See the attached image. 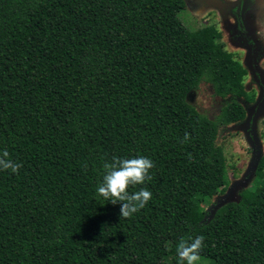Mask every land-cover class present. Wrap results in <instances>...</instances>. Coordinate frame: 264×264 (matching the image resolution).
Masks as SVG:
<instances>
[{"label": "trees", "instance_id": "16d2710c", "mask_svg": "<svg viewBox=\"0 0 264 264\" xmlns=\"http://www.w3.org/2000/svg\"><path fill=\"white\" fill-rule=\"evenodd\" d=\"M184 7L0 0V154L19 165L0 169V264H177L198 235L204 264H264V145L254 184L204 206L228 182L219 126L254 101L247 71ZM202 82L223 100L214 118L187 100ZM113 156L154 163L130 218L97 193Z\"/></svg>", "mask_w": 264, "mask_h": 264}, {"label": "rangeland", "instance_id": "374dc122", "mask_svg": "<svg viewBox=\"0 0 264 264\" xmlns=\"http://www.w3.org/2000/svg\"><path fill=\"white\" fill-rule=\"evenodd\" d=\"M237 1L185 0V7L178 12L188 28L215 26L224 48L246 68L243 83L254 94V101L244 105L246 116L242 121L219 126L216 143L223 148L228 182L223 192L204 204L210 214L223 203L237 201L239 191L254 184L256 164L264 145V0H243L238 17ZM187 100L209 118L218 114L223 103L213 95L207 82L191 91ZM205 262L200 258L197 264Z\"/></svg>", "mask_w": 264, "mask_h": 264}, {"label": "clouds", "instance_id": "9594fccd", "mask_svg": "<svg viewBox=\"0 0 264 264\" xmlns=\"http://www.w3.org/2000/svg\"><path fill=\"white\" fill-rule=\"evenodd\" d=\"M187 134L185 139H187ZM9 153L4 151L0 154V169H11L13 173L18 171L19 165L7 159ZM154 167L152 160L145 156L134 158H120L113 156L111 162H105L101 183L97 187V193L105 201L112 204L120 203V217L130 218L134 213L143 208L152 198V193L146 188L138 191L129 192V187L142 185L147 180H151L149 170ZM205 237L181 238L176 245L177 264H197L200 260V250L203 248Z\"/></svg>", "mask_w": 264, "mask_h": 264}, {"label": "flooded vegetation", "instance_id": "af4514ba", "mask_svg": "<svg viewBox=\"0 0 264 264\" xmlns=\"http://www.w3.org/2000/svg\"><path fill=\"white\" fill-rule=\"evenodd\" d=\"M242 2H243V0H238L236 3L235 14L237 17L239 16V9H241ZM239 28H241V29L243 28L241 21L239 22ZM247 34L248 33H245L246 36H247ZM249 43H251V42H249Z\"/></svg>", "mask_w": 264, "mask_h": 264}]
</instances>
